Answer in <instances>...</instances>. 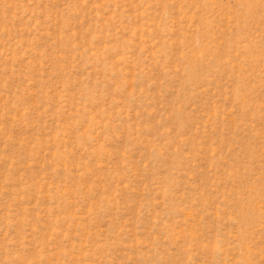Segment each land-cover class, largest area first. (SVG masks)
<instances>
[{"label":"rangeland","instance_id":"1","mask_svg":"<svg viewBox=\"0 0 264 264\" xmlns=\"http://www.w3.org/2000/svg\"><path fill=\"white\" fill-rule=\"evenodd\" d=\"M0 264H264V0H0Z\"/></svg>","mask_w":264,"mask_h":264}]
</instances>
